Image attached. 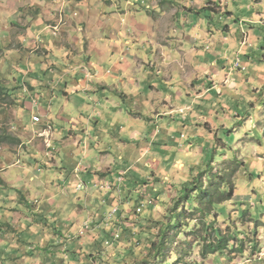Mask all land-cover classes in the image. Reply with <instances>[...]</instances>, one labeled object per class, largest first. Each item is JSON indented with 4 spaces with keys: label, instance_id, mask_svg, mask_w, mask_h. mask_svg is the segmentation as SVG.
Returning a JSON list of instances; mask_svg holds the SVG:
<instances>
[{
    "label": "rangeland",
    "instance_id": "1",
    "mask_svg": "<svg viewBox=\"0 0 264 264\" xmlns=\"http://www.w3.org/2000/svg\"><path fill=\"white\" fill-rule=\"evenodd\" d=\"M102 1L113 29L91 40L122 42L114 68L65 31L73 11L35 30L37 0H0V133L21 140L0 143V264H264V0ZM63 45L70 92H97L48 133L28 91L46 110ZM113 74L144 90L115 84L120 111L99 92ZM219 185L232 198L206 204Z\"/></svg>",
    "mask_w": 264,
    "mask_h": 264
},
{
    "label": "crops",
    "instance_id": "2",
    "mask_svg": "<svg viewBox=\"0 0 264 264\" xmlns=\"http://www.w3.org/2000/svg\"><path fill=\"white\" fill-rule=\"evenodd\" d=\"M15 3H18L19 0H12ZM20 1H32V0H20ZM81 1H77V0H37L38 5L40 7H43V11L41 10L42 14L39 13V15L35 16V20H36V25H33V28L35 30H38L39 26L43 24L44 21H46L47 24V29L51 31V28L48 27L49 25H52L54 22H56V26H54L55 28L59 25V28L62 27V25L65 23V17H66V13L68 12H72L73 14H76L78 19H79V23L81 25H79L78 27L73 28V30H70L69 28H65V31L73 37H76V42H81L84 47L86 46V40H82L83 37L81 36H90L89 40V51L96 52V62L94 63L95 65H99V68L102 67V69L104 68V66L106 67H118V65H120V59L119 56L123 54L124 50L121 41L117 42L118 48L117 49H113V45L111 43H102L100 45V47H104V50H97L95 48V46L93 45V41L91 40L93 35H100L101 37L106 38V36H108L106 33L109 30L113 29V21L115 18L114 15V10H113V6H107V5H102L103 1H99V0H85L84 2ZM82 2V3H81ZM95 3L96 4V8H97V12H95L92 8V4ZM46 7V9H45ZM115 9V8H114ZM203 10H208V7H204L202 8ZM45 11H46V16H45ZM40 15L43 16V18H40ZM41 22H40V21ZM63 22V23H61ZM58 28V27H57ZM113 32L116 34V31L113 30ZM125 32V30H124ZM132 32V31H131ZM127 34V31L125 32ZM126 37H124L125 40ZM88 40V38H87ZM128 40V38H127ZM61 51L64 52V55L66 57V61L65 63L68 64V66H66V64L64 62H56V68H53L52 70H55L54 72H57V74H52L54 76H56L57 78H61L64 77L65 81L63 82V80L59 81V83H53L52 81H47V82H42L39 85H42V87H38L36 89V91L39 94H43V99H46V101L48 102L47 105V109H41L39 110L40 114L42 115V122L39 124H44L45 120L48 121L47 124V130L46 132L49 133V131L52 130L53 128V123H52V118H58L61 119L62 121H66V117L70 118L69 113L74 114V112H78L80 109H82V107L86 108L88 107L86 103H84L83 101H85V99L89 96H91L90 98H93V100L95 99V94L96 92H92L89 93V95L86 94H77V91H71L70 89L72 88L71 82H73L74 80L71 79H66V76L68 75V73L76 66L72 60L75 57V55L73 56V50L68 48L66 45L61 46ZM79 55V54H78ZM68 58H70V60H68ZM93 63V62H92ZM65 68L67 70V72H61L60 68ZM105 83L107 84V86H102L103 91H99L102 92L100 93L101 95H103L104 93H109L110 96V100L114 101L116 103H119L121 106L119 107V111L120 110H124L125 106H124V101L122 100V98L124 96H126L127 92L129 91L130 93H135V94H140L142 92H144L143 88H142V82L140 84V86H134V85H130L128 81L122 79V78H117V76L115 74H113L111 77H107L105 78ZM114 81H116V83H114ZM126 82L127 84L125 85H129L128 90L124 91L122 90V86H119L120 89L118 90L117 88H114L115 86H118V84L122 83V82ZM75 82H79L78 79L75 80ZM68 83V84H67ZM59 85L61 86V88L58 89ZM145 88V87H144ZM77 89V88H75ZM156 89L153 88L152 91H155ZM27 91V90H26ZM34 91V89L32 90ZM77 92V93H76ZM28 93L33 96L32 99V103L34 104V99H36V96L34 93L28 91ZM64 94V96H62V94ZM77 95H81L78 96ZM67 99V101H65L64 99ZM78 99V102H74V100ZM38 100V99H37ZM121 100V102L119 101ZM39 101V100H38ZM71 104V108L70 111L68 112L66 111L67 109V104ZM33 104H29L27 105L28 109L31 110H37L38 107L41 105L38 102V106L34 107ZM122 107V108H121ZM77 108V111H75L74 109ZM68 110V109H67ZM54 112V114H53ZM69 123H73L75 125V121L73 120H69ZM53 126H52V125ZM38 125V124H37ZM64 129V128H62ZM2 178V177H1ZM2 180L5 183V180L2 178ZM78 181V180H77ZM1 185H3L2 183H0Z\"/></svg>",
    "mask_w": 264,
    "mask_h": 264
},
{
    "label": "trees",
    "instance_id": "3",
    "mask_svg": "<svg viewBox=\"0 0 264 264\" xmlns=\"http://www.w3.org/2000/svg\"><path fill=\"white\" fill-rule=\"evenodd\" d=\"M210 8H208L209 10ZM20 143L21 140L20 138H17L16 136H12L11 134L9 133H6V132H2L0 133V143ZM0 183L4 184V181L2 180L1 176H0ZM221 183H225V180L221 179ZM188 189L189 191H197L198 188H189V187H185V198L187 199H192V196H190L188 194ZM202 191H200V193L202 194V199H204V201L206 202V204L208 203L210 206H213V204L216 202V201H219L223 198H226V199H231L232 196H233V190H229L228 192L226 190H223L221 188V186H217V187H213V186H210V188H202L201 189ZM214 194H216V197L218 196V199L214 198ZM200 209L203 210L204 208L200 206ZM190 210H192L190 208ZM204 212H205V209H204ZM176 218H178V215L176 216ZM216 231V230H214ZM222 242V241H221ZM227 245V243H223V244H220L217 246V248H215L216 250L218 249H222V248H225Z\"/></svg>",
    "mask_w": 264,
    "mask_h": 264
},
{
    "label": "built area",
    "instance_id": "4",
    "mask_svg": "<svg viewBox=\"0 0 264 264\" xmlns=\"http://www.w3.org/2000/svg\"><path fill=\"white\" fill-rule=\"evenodd\" d=\"M34 105H38V100L37 99H34ZM33 120L35 122H39L41 120L40 115L36 114L35 116H33ZM78 186H79V188H83L84 185L83 184H79ZM85 227L88 228L87 225ZM83 232H84V229L81 231V233H83Z\"/></svg>",
    "mask_w": 264,
    "mask_h": 264
},
{
    "label": "clouds",
    "instance_id": "5",
    "mask_svg": "<svg viewBox=\"0 0 264 264\" xmlns=\"http://www.w3.org/2000/svg\"><path fill=\"white\" fill-rule=\"evenodd\" d=\"M38 105H39V104H38ZM38 105H34V104H33L34 107H37ZM40 108H41V107H38V109L35 110V111H34V110H31L32 112H35V114L32 115V123H33V124H36V125H37V124H39V123L42 122V115H41L40 112H39ZM36 114L40 115V117H41V120H40L39 122H35V121L33 120V116H35ZM79 184H82V183H79ZM79 184H78V185H79ZM78 187H79V186H78ZM84 187H85V186H83V188H84ZM114 213H115V212H113L112 214H114Z\"/></svg>",
    "mask_w": 264,
    "mask_h": 264
}]
</instances>
